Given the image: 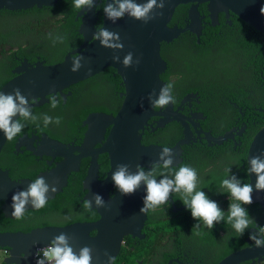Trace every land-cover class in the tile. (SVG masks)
I'll list each match as a JSON object with an SVG mask.
<instances>
[{
	"label": "water",
	"instance_id": "obj_1",
	"mask_svg": "<svg viewBox=\"0 0 264 264\" xmlns=\"http://www.w3.org/2000/svg\"><path fill=\"white\" fill-rule=\"evenodd\" d=\"M60 1L63 0H0V10H28L34 7L42 9L53 7ZM98 2L99 0H95V4ZM108 2L110 3L111 0ZM137 2L143 3L145 0H137ZM188 4L190 7L185 26L170 27L169 24L175 16L177 7ZM203 4H207L211 18L210 25L214 27L220 25V13L224 12L228 19L232 15L238 16L243 22L264 34V14L260 12L261 6L264 5L262 0H165V8L156 10L162 11L163 15L157 16L148 23L129 16L113 23L105 16L102 27L118 32L124 45L122 50H113L103 47L99 40L92 38L97 30L94 7L78 13V17L82 19L79 33L83 37V42L77 49L68 53L61 62L47 64L45 61H39L33 65L26 60L14 71L15 78L9 81L1 92L8 93L19 87L21 92L29 98L32 108L48 103L50 96H55L56 99L61 96L65 102L69 96L64 94L65 90L98 77L108 68L117 72L126 87V93L123 95L125 100L119 113L116 115L92 113L84 121L83 125L88 126V131L78 144H65L50 138L47 134L39 137L25 135L17 142L18 152H22L21 148L25 146L37 156L62 157L56 166L39 175V177H45L49 184L56 185V192H50L48 200L55 198L63 190V187L67 185L68 176L79 170L81 159L91 157L89 173L84 180V188L88 190L86 199H91L95 193H98L103 197L105 205L97 207L93 200L92 208L100 214L99 220L95 222L80 221L66 226L46 225L30 231H0V247L8 251L5 259L7 264H35L34 256L37 248L49 245L54 236L62 232L72 237L70 243L77 252L86 245L93 249L92 264H109L105 252L115 258L114 264H116L128 236L140 239L146 237L143 229L148 220L149 210L146 213L141 212L143 197L146 194L145 186L142 184L135 194L122 195L115 187L111 175L121 163L130 164L129 170L135 172L137 164L147 169L153 162L159 161V153L165 145L146 144L143 141L145 129L151 125L150 120L153 117H161L159 127H164L173 121L183 125L184 137L175 145L167 146L176 154L173 166H178L183 161L184 145L191 143L195 138L191 125L194 124L197 129L200 124L180 110H175L173 103H170L166 110L163 108L156 110L149 102L148 96L153 90L158 95L160 88L166 84L161 80V75L168 69L166 61L161 56L162 43H171L187 32L197 35L198 42L201 43L205 16L199 8ZM229 24H233L231 19ZM128 52L134 54V61L139 58L140 63L134 62L131 67H125L122 61ZM114 54L120 56V62L113 60ZM80 55L84 57L82 61L84 66L79 71L72 72V57ZM198 95L191 94L188 99ZM109 126L110 130L105 138L104 131ZM151 126L153 130L158 128V126ZM198 132L201 134L204 131L198 130ZM206 138L223 144L233 139L234 135L229 132L223 136L214 137L211 133H206ZM36 139L38 141L35 145ZM8 141L4 133L0 131V158ZM97 142L101 144L96 146ZM262 152H264V128L260 129L250 142L247 162L249 158L260 155ZM104 153L108 154L110 168L104 179L99 180L98 156ZM248 175L249 183L254 186L256 175L254 173H248ZM31 182L30 179L14 180L9 171L0 168V204L4 202L0 208L4 210L7 217L14 218L11 208L12 195L18 190L26 189ZM169 201H173L171 197ZM253 203L260 204L264 209V191L253 192ZM30 209L35 208L29 204L26 210ZM94 232L95 235H93ZM22 253L26 255L22 256ZM256 260L264 261V247L254 245L231 253L219 264H244Z\"/></svg>",
	"mask_w": 264,
	"mask_h": 264
},
{
	"label": "trees",
	"instance_id": "obj_2",
	"mask_svg": "<svg viewBox=\"0 0 264 264\" xmlns=\"http://www.w3.org/2000/svg\"><path fill=\"white\" fill-rule=\"evenodd\" d=\"M72 4L73 2L69 3L68 0H63L57 6L42 9L34 7L24 10L25 12L0 10V92L9 81L15 78V66L19 63L17 56L36 60V56L40 55L47 64H53L61 62L68 53L81 45L83 37L79 33V29L82 19L78 17L81 10L75 9ZM189 7V4L177 7L171 26L175 24L178 27L185 26L188 20ZM200 9L209 14L207 4L201 5ZM231 20L233 21L232 25L227 22L225 15L222 14L220 25L214 27L210 23L207 24L201 36V43L198 42L197 35L191 32L181 35L188 45L189 63L187 68L191 74H194V78L183 91L186 94L198 92L203 99L212 103L213 107L215 101H219L222 109L227 108L226 113L228 111L233 119L240 117L239 109H246V117L250 112H252L251 116H254V112L259 114L257 125H251L249 123L251 120L248 122L249 128L246 136L242 138V145L236 150L230 149L231 143H224L222 146L221 144L216 145L220 150L223 148V152L228 155H234V161L225 168L224 176L230 177V175L235 174L242 182L249 183L248 148L256 133L264 128V118H262L264 113H259L257 110L264 108V34L256 31L238 16L233 15ZM207 21L211 22V18H208ZM20 33L28 37L32 35L31 39H36L39 35L42 41L36 43L30 41L26 47L21 43L11 42L12 37ZM57 37H63V42L58 41ZM16 47L19 49L15 50ZM181 73L183 74V71ZM119 83V78L113 75V69L108 68L98 77L65 90L64 94L71 93V95L67 97L65 102L61 96H58L56 108L51 106L52 96L49 97L48 103L32 108L33 114L40 119L36 123L26 122V127L22 129L21 133L13 140L8 141L0 158V168L9 171L11 178L18 181L22 179L33 181L39 177L41 172L49 171L47 157L38 158L35 155L17 151L16 145L20 138L25 135L33 136L34 134L46 133L50 138L65 144L80 143L82 138L86 136L84 133L88 129V126L83 125L84 121L92 113H113L109 111L111 110L110 107L114 106L110 97H114V89H118ZM229 100L236 104L235 109L228 103ZM45 114L54 119L60 117V123L53 122L44 127L43 116ZM153 142L172 146L156 133L146 134L144 143ZM186 149L188 153L186 152L184 155L181 166L192 164L188 154L195 147L189 143L186 144ZM100 161H104L107 167V155H104V158L101 155ZM193 162L198 164L200 171L207 169L210 164V162L200 159ZM89 166L90 159L88 158L83 160L79 171L70 175L69 185L58 196L59 201L53 198L48 200L45 207L39 210H26L22 219L9 218L0 208V231H30L36 227L46 226L48 223L42 222L41 217H37L41 214H47L55 207L61 209L63 204L78 207L75 217L70 223L99 220V214L96 211L90 212L88 210L87 212V209L83 207L85 201H83V196L88 193V190L84 188V180L88 176ZM229 168H231V172L228 171ZM222 181L220 176L215 173L212 174L210 171V177L206 178V186L198 189L203 190L209 198L221 197L225 200L224 204L228 206L230 203H238L230 197L226 189L221 187ZM206 187H209L210 192L206 191ZM177 204H183L181 196L177 198ZM1 205H4V202ZM169 206L170 204L160 205V210L154 211V213L162 212ZM244 207L248 209L250 216L255 218L256 222L259 218L264 220V209L261 208L260 204L252 203L251 205H244ZM150 213L154 214L153 210L150 209ZM151 214L148 217L145 230L146 238L141 241L128 236L116 264H149L154 258L159 261L158 264H166L168 261L167 253L161 250L163 241L176 238L179 232H183V235H179L175 242L179 245L186 238H195L196 244H208L211 247L216 245L218 248L215 250L217 257L209 255L210 258H215L214 261L211 260L212 264L223 259L226 253L229 255L230 252L245 246L246 233L243 236L230 233L228 238L219 236L220 229L232 228L227 223L228 212L224 215L225 220L219 222L217 226L215 225L212 230L202 225V220L193 219L191 210L173 215V221L151 216ZM197 222L200 224L199 229L193 228ZM262 226H264V221H262ZM184 232L187 233L184 234ZM159 253L163 255L162 258L158 257ZM201 261L203 264L210 261L206 252H204ZM2 264L7 263L3 262Z\"/></svg>",
	"mask_w": 264,
	"mask_h": 264
},
{
	"label": "clouds",
	"instance_id": "obj_3",
	"mask_svg": "<svg viewBox=\"0 0 264 264\" xmlns=\"http://www.w3.org/2000/svg\"><path fill=\"white\" fill-rule=\"evenodd\" d=\"M72 6L78 10H90L96 4L95 0H73ZM164 8L165 0H145L143 3L137 2V0H111L109 3L107 0L103 12L113 23L125 16L148 23L157 16H162L163 12L156 10ZM260 12L264 14V5L261 6ZM96 29L92 38L99 40L103 47L113 50L123 49L124 45L118 32L100 26H97ZM49 35L51 36V33ZM56 39L63 42L64 38L57 37ZM133 55L132 52H128L124 56L122 63L125 67H131L134 62L140 63L139 58L133 60ZM112 58L117 62H120L121 59L118 54H114ZM83 60L82 55L72 57L71 71H79L84 66ZM173 89V84L167 83L160 88L158 95L153 90L148 96L152 107L165 108L170 103H174ZM51 106L52 108L58 106L55 96L51 98ZM39 119L32 112L29 98L21 92L19 87L8 93L0 92V131L4 133L7 140L11 141L21 133L22 129L26 127V122L36 123ZM53 122L59 124L60 117L54 119L46 114L43 116L44 127ZM175 155L172 148L164 146L159 153V161L153 162L150 168L146 169L145 166L137 164V170L131 172L130 164L121 163L117 165L111 179L122 195L135 194L142 184L145 186L146 194L143 197L142 213L168 204L169 197L174 193H179L182 202L191 210L192 218L197 221L202 220L204 225L212 230L217 223L225 220L224 212L217 201L210 199L203 190H197V169L191 165H182L178 170L172 169ZM248 163L250 165L247 169L248 173L256 175L254 186L252 183L242 182L235 174L222 181L221 186L227 190L231 198L238 201V203H230L227 223L239 236H243L247 229L255 228L256 231L250 233V239L256 247H264V226L258 225L255 218L250 216L248 209L244 207V205L253 203L254 191H264V152L249 158ZM228 171L231 172V168ZM56 190V185L49 184L45 177L36 178L26 189L18 190L12 195V216L17 220L22 219L29 204L37 210L45 207L49 193H54ZM93 200L97 207L105 205L103 197L95 193L91 199L84 201L83 207L91 210ZM193 228L199 229L200 224L197 222ZM71 239L72 237L63 232L54 236L48 246L38 249L36 264H92L93 249L86 245L77 252L70 243ZM3 250L7 255L8 251ZM21 255L25 256L26 254L22 253ZM105 255L108 256L109 264H114L115 258L107 252Z\"/></svg>",
	"mask_w": 264,
	"mask_h": 264
},
{
	"label": "flooded vegetation",
	"instance_id": "obj_4",
	"mask_svg": "<svg viewBox=\"0 0 264 264\" xmlns=\"http://www.w3.org/2000/svg\"><path fill=\"white\" fill-rule=\"evenodd\" d=\"M68 2L71 3V2H73V0H68ZM58 3H60V2H58ZM58 3L56 4V6L58 5ZM106 5H107V0H99L98 4H96V6H95V14L97 17V22L95 25L96 28H97V26L102 27L104 24L105 14L103 12V8ZM200 8H201V6H200ZM207 9H208V7H207ZM18 11H24V10H18ZM200 11H201V9H200ZM201 12L205 16L204 23H205V28H206L207 24L210 23L209 21H207V19L210 18V16H209V14H206L203 11H201ZM222 14L225 15L226 20L229 23V21L233 17V15L230 19H228L227 14L222 12V13H220V19H221ZM171 24L172 23L170 22V24H169L170 27L178 26L177 24L171 26ZM12 38L13 39H11V42L21 43V44H23L24 47H26V45H28L30 41L33 43L42 41L40 39L39 35L36 39H31L32 35L28 37V36L23 35L21 33L16 34ZM54 41H55V37H54ZM82 42H83V40H82ZM17 49H19V47L15 48V50H17ZM187 49H188L187 41L182 36H180L176 40H173L171 43H162L161 56L166 61L168 69L166 72H164L161 75V80H163L166 84L172 83L174 86L173 95L175 97V102L173 103V108H175V110H180L184 115L192 118L193 120H195L196 123L200 124L197 129L195 128L194 124L191 125L195 138H193V140L190 144L193 145L195 147V149L192 150V152H190L188 154L190 156V159L192 162V164H190V165L192 167H194L195 169H197V171H198L197 190H199L198 189L199 187H202V186L205 187L206 186V178L210 177V171L212 172V174L215 173L216 175L220 176V179L229 178V176H224V172L226 171L225 168H227L229 166V164H231L234 161V155H230V154L228 155L227 153L223 152V148H221V150L218 149L216 147V145L218 143H215L213 141L208 140L206 138V133H211L214 137H220V136L225 135L226 133L232 132L234 135V138L223 142V144H221V146L224 145V143H231L230 149L236 150L238 147H240L242 145V138H245V136H246L247 129L249 128L248 122L251 120L249 122L251 125H257L259 123L257 118L260 116H259V114H256L255 112L253 113L254 116H251L250 114L252 112H250L249 115L247 114L248 117H246V114H245L246 109L245 110L239 109V111L241 113L240 117L233 119V118H231L230 113L228 111L226 113L227 108L222 109L223 107L219 101H215V106L213 107L212 103L203 99L202 96H200V94L198 92H189L186 94L183 90L186 87V85L190 83L191 79L194 78V74H191L189 69L187 68L188 63H189V53L187 52ZM36 58H37L36 60H30L28 57L22 58L21 56H17V60L19 63L17 66H15V70L18 67H20L26 60H28L33 65L39 61H42V62L45 61V63H46V60H42L43 59L42 56L38 55V56H36ZM181 71H183V74L181 73ZM113 75H114V77L119 78L120 83H119L118 89H114V92H113L114 97L113 98L110 97L111 102L113 103L114 106L110 107L111 110H109V111H111L113 113H109V114L116 115L117 113L120 112V109L124 103L125 97L123 95L126 93V87H125V85L122 84L123 83L122 79L119 77V75L117 74V72L114 69H113ZM191 94H199V95H198V97L188 99V97ZM228 103L232 105L233 109L236 108V104L232 100H229ZM161 109L162 108H156V110H161ZM166 109H167V107L163 108V110H166ZM257 110H259L258 111L259 113H264V108H258ZM262 118H264V117H262ZM160 122H161V117H153L150 120V124L154 125V127H157ZM151 125H149L145 129L143 141L146 137V134L153 132V133L158 134L159 137H163L164 141L168 142V144L173 145V144L177 143L180 139H182L185 135V128L183 127V125L181 123H179L177 121L169 122L164 127L158 126V128H156L155 130L152 129L153 126H151ZM159 129H161V130H159ZM109 130H110V126L104 131L105 138L107 137ZM198 130H203L204 132H202L200 134L198 132ZM87 131H88V129H87ZM87 131H86V133H87ZM86 133H84V134H86ZM42 134H44V133H41V135ZM34 135H36V134H34ZM41 135H37V136L39 137ZM82 139H84V138H82ZM37 141H38V139L35 140V142H34L35 145L37 144ZM72 143L78 144L76 142H72ZM153 143H155V142H153ZM95 144H96V146H99L101 144V142H97ZM169 146H171V145H169ZM21 149H22L21 153H29L31 155H35L33 152H30V150L27 149V147H25V146H23ZM186 152H187V149H186V145H185L183 155H182L183 161H184V155H186ZM101 155L103 158H104V155H107V157H108L107 153L100 154L98 156L99 180L104 179L105 175L107 174V172L110 168L109 157H108V164L106 167L105 162L100 161ZM35 156L38 158L47 157V167H49L48 170H50V168L56 166V163H58L59 161L62 160L61 156H55V157H53L51 155H42V156L35 155ZM88 158L90 159V163H91V157L82 158L80 161V168L82 166L83 160H86ZM198 159L203 160V161L206 160V161L210 162L209 167L207 169H205L204 171H200L198 169V164L193 162V161H196ZM183 161H181L178 164V166H172V169L178 170V168L181 166ZM80 168H79V170H80ZM46 172H47V170H46ZM72 173H74V172H72ZM88 173H89V169H88ZM70 175L68 176L67 185L64 186L61 193L57 194V196L55 197V199H57V201H59L58 196L60 194H62L64 189L69 185ZM158 179H159V177H158ZM206 191L210 192L209 187H206ZM87 194L83 196V201L86 200ZM170 197L173 200L172 202L169 201L168 204H170V206L167 207L162 212L154 213V211L160 210V206H159L155 210H153L154 214H151L150 210H149V213L151 214V216H158V217H161L163 219L167 218V219L173 221V215H178L182 212H186V211L189 212L190 211L184 203L181 205L177 204V198L180 197L179 193H174ZM210 199L217 201L219 206L222 208L224 215L226 212H228L229 206L227 204H224L225 203L224 199H222L221 197H215V198L210 197ZM81 202H82V200H81ZM0 206H3V205L0 204ZM76 209H78V207H75L72 205L65 206L63 204V207L61 209H58L55 207L53 210H50L47 214H41L37 218L41 217L42 222H47L48 225H51L54 223L55 226H66L68 224L80 222V221H75V222L70 223V221L73 220L75 217ZM30 210H36V209H30ZM89 211L90 212H92V211L97 212V210L94 208H92ZM79 212H81V211H79ZM87 212H88V209H87ZM167 212H168V214H167ZM97 214H99V213L97 212ZM150 214H148V217ZM99 218H100V214H99ZM257 220H258L257 224L262 226V221H264V220H262V218H259ZM82 222H89V221H82ZM147 222H148V220H147ZM147 222H146V225L143 229V234H145V235H146L145 230L147 227ZM202 225H204V223ZM217 225H218V223L216 224V226ZM254 231H256L255 228H249L248 231L246 230L245 231L246 237L244 239L245 240V246H243V247H241L235 251L230 252L229 255H228V253H226V255L223 256V259L219 260V262H217L216 264H219L222 260H224L225 258L230 256L231 253H234V252H237L239 250H243L245 248L254 246L255 245L254 242L250 239V233H252ZM182 233L183 232H179L177 234L176 238L173 237L172 239H167V240L163 241V244H162L163 248H161V250H162V252L167 253L168 261L166 262V264H170V263L171 264H203V262L201 261V258L203 257L204 252L207 253L208 259H210V261L207 264H212L211 260L214 261L215 258L212 259V258H210V256H216L217 257L215 250L218 248L216 247V245L211 247L208 244H201V243L196 244L195 238L194 239L193 238H189V239L186 238L183 241V243H181L179 245L175 242H176V239L178 238L179 235H181V236L183 235ZM185 233H187V232H184V234ZM230 233L236 234V232L234 231L233 228H227V229H220L219 230V236H225V238H228L229 237L228 234H230ZM95 234L96 233L94 232L93 235H95ZM134 239H139L141 241L144 240V239H140V238H134ZM158 257L162 258L163 255H160V253H159ZM158 263H159V261H156L154 258L153 260H151V262L149 264H158ZM244 264H264V261L256 260V261L246 262Z\"/></svg>",
	"mask_w": 264,
	"mask_h": 264
},
{
	"label": "rangeland",
	"instance_id": "obj_5",
	"mask_svg": "<svg viewBox=\"0 0 264 264\" xmlns=\"http://www.w3.org/2000/svg\"><path fill=\"white\" fill-rule=\"evenodd\" d=\"M51 225H54V223ZM6 258H7V255H6L5 251L3 249H0V264L5 262Z\"/></svg>",
	"mask_w": 264,
	"mask_h": 264
},
{
	"label": "built area",
	"instance_id": "obj_6",
	"mask_svg": "<svg viewBox=\"0 0 264 264\" xmlns=\"http://www.w3.org/2000/svg\"><path fill=\"white\" fill-rule=\"evenodd\" d=\"M48 246V245H47ZM44 247H46V246H44ZM44 247H39V248H37V251H38V249H41V248H44ZM37 251H36V253H35V256H34V263L36 264V261H37ZM42 254V253H41Z\"/></svg>",
	"mask_w": 264,
	"mask_h": 264
}]
</instances>
